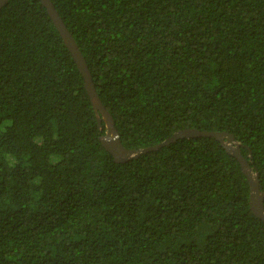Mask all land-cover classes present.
Instances as JSON below:
<instances>
[{
    "label": "trees",
    "instance_id": "trees-1",
    "mask_svg": "<svg viewBox=\"0 0 264 264\" xmlns=\"http://www.w3.org/2000/svg\"><path fill=\"white\" fill-rule=\"evenodd\" d=\"M51 2L125 149L227 132L264 193V0ZM4 120L0 264H264L248 179L215 138L124 162L105 150L106 125L41 0L0 10Z\"/></svg>",
    "mask_w": 264,
    "mask_h": 264
},
{
    "label": "water",
    "instance_id": "water-1",
    "mask_svg": "<svg viewBox=\"0 0 264 264\" xmlns=\"http://www.w3.org/2000/svg\"><path fill=\"white\" fill-rule=\"evenodd\" d=\"M9 0H0V10L5 6ZM42 4L47 9V12L54 22L58 32L60 33L65 45L68 47L72 54V57L81 72L84 81L85 88L89 95L90 101L95 110L98 118V123L101 127L102 121L106 125V134L101 138V144L114 158L116 162H124L131 158H136L142 154L157 151L162 147L168 146L179 139H192L199 137H213L225 148V150L235 157L242 168L243 173L248 179L250 185V208L253 214L264 222V193L260 189V183L258 175L254 173L253 169L247 160L241 155V149L238 142H236L233 134L227 132H206L198 129H185L175 133L171 138L167 139L161 144L145 148L143 150H127L123 147L119 133L115 127V122L111 115L106 111L105 107L101 103V100L96 92L95 86L92 81L91 73L87 66L86 60L82 55L75 39L70 31L67 29L59 13L56 11L51 0H41Z\"/></svg>",
    "mask_w": 264,
    "mask_h": 264
},
{
    "label": "clouds",
    "instance_id": "clouds-1",
    "mask_svg": "<svg viewBox=\"0 0 264 264\" xmlns=\"http://www.w3.org/2000/svg\"><path fill=\"white\" fill-rule=\"evenodd\" d=\"M12 123L13 122L11 120H4L3 123H0V132H6L7 128L10 127L12 125ZM56 138H57V136L54 135L53 139H56ZM33 142L38 144V145L42 144L44 142V137L41 135H38V136L33 138ZM4 159L10 168H14L16 166V164L18 163V160L16 159V157L12 153H4ZM61 159H62V157L60 155H57L54 153L49 155V163L52 165H55ZM41 179H42L41 177H36L33 180V183L39 184L41 182Z\"/></svg>",
    "mask_w": 264,
    "mask_h": 264
},
{
    "label": "bare ground",
    "instance_id": "bare-ground-1",
    "mask_svg": "<svg viewBox=\"0 0 264 264\" xmlns=\"http://www.w3.org/2000/svg\"><path fill=\"white\" fill-rule=\"evenodd\" d=\"M216 141H217V140H216ZM217 142H218V141H217ZM141 149H142V148H141ZM224 150H225V149H224ZM241 154H242V153H241ZM248 160H249V159H248ZM248 160H247V161H248ZM256 174H257V173H256Z\"/></svg>",
    "mask_w": 264,
    "mask_h": 264
}]
</instances>
